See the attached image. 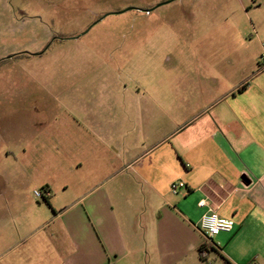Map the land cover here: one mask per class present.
Segmentation results:
<instances>
[{"label": "crops", "instance_id": "obj_1", "mask_svg": "<svg viewBox=\"0 0 264 264\" xmlns=\"http://www.w3.org/2000/svg\"><path fill=\"white\" fill-rule=\"evenodd\" d=\"M251 35L199 45L181 108L155 100L93 122L78 140L92 156L75 167L92 180L74 196L46 184L42 203L0 175V264H264V31ZM176 181L186 188L173 194ZM203 199L234 225L213 243L199 230Z\"/></svg>", "mask_w": 264, "mask_h": 264}, {"label": "rangeland", "instance_id": "obj_2", "mask_svg": "<svg viewBox=\"0 0 264 264\" xmlns=\"http://www.w3.org/2000/svg\"><path fill=\"white\" fill-rule=\"evenodd\" d=\"M259 29L264 0H0V61L29 53L0 65V175L74 196L92 180L75 167L92 156L78 140L93 122L155 100L181 108L199 45L250 43Z\"/></svg>", "mask_w": 264, "mask_h": 264}, {"label": "built area", "instance_id": "obj_3", "mask_svg": "<svg viewBox=\"0 0 264 264\" xmlns=\"http://www.w3.org/2000/svg\"><path fill=\"white\" fill-rule=\"evenodd\" d=\"M261 63L264 68V54L261 57ZM184 188H186V184L183 181H176L171 184V192L173 194H178ZM35 196L38 199L44 200L50 196V191L46 189L35 191ZM198 205L202 208L208 207L207 212L202 216L200 221L199 230L209 242L213 243L214 239L222 233L233 232V223L223 220L219 216L217 208L211 207L206 199L201 200Z\"/></svg>", "mask_w": 264, "mask_h": 264}, {"label": "trees", "instance_id": "obj_4", "mask_svg": "<svg viewBox=\"0 0 264 264\" xmlns=\"http://www.w3.org/2000/svg\"><path fill=\"white\" fill-rule=\"evenodd\" d=\"M58 38H55V40H57ZM45 52V51H44ZM23 56H29V53H20V54H16V55H13L7 59H3L0 61V65H3L5 64V62L11 60V59H16V58H20V57H23ZM45 190V189H44Z\"/></svg>", "mask_w": 264, "mask_h": 264}, {"label": "water", "instance_id": "obj_5", "mask_svg": "<svg viewBox=\"0 0 264 264\" xmlns=\"http://www.w3.org/2000/svg\"><path fill=\"white\" fill-rule=\"evenodd\" d=\"M146 12H148V13H149V12H151V10H149V11H146Z\"/></svg>", "mask_w": 264, "mask_h": 264}]
</instances>
